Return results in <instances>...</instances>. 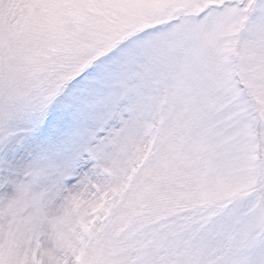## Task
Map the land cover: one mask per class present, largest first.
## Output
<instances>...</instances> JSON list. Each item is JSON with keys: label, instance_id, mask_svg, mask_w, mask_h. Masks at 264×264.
<instances>
[{"label": "snow or ice", "instance_id": "6c2138e0", "mask_svg": "<svg viewBox=\"0 0 264 264\" xmlns=\"http://www.w3.org/2000/svg\"><path fill=\"white\" fill-rule=\"evenodd\" d=\"M0 264H264V0H0Z\"/></svg>", "mask_w": 264, "mask_h": 264}]
</instances>
